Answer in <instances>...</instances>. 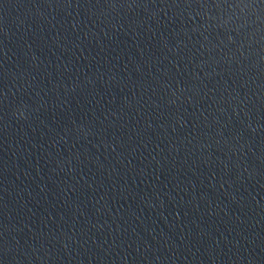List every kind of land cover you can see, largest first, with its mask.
<instances>
[{
    "label": "water",
    "instance_id": "obj_1",
    "mask_svg": "<svg viewBox=\"0 0 264 264\" xmlns=\"http://www.w3.org/2000/svg\"><path fill=\"white\" fill-rule=\"evenodd\" d=\"M0 264H264V0H0Z\"/></svg>",
    "mask_w": 264,
    "mask_h": 264
}]
</instances>
